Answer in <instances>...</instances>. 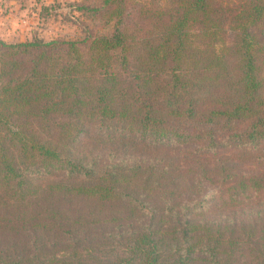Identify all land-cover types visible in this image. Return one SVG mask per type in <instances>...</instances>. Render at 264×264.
Segmentation results:
<instances>
[{
  "label": "trees",
  "instance_id": "trees-1",
  "mask_svg": "<svg viewBox=\"0 0 264 264\" xmlns=\"http://www.w3.org/2000/svg\"><path fill=\"white\" fill-rule=\"evenodd\" d=\"M92 11L0 39V264H264V0Z\"/></svg>",
  "mask_w": 264,
  "mask_h": 264
},
{
  "label": "rangeland",
  "instance_id": "rangeland-1",
  "mask_svg": "<svg viewBox=\"0 0 264 264\" xmlns=\"http://www.w3.org/2000/svg\"><path fill=\"white\" fill-rule=\"evenodd\" d=\"M100 0H0V39H78L113 31L103 12L94 13ZM88 7L90 9H88ZM250 208L263 209L264 195H252Z\"/></svg>",
  "mask_w": 264,
  "mask_h": 264
}]
</instances>
